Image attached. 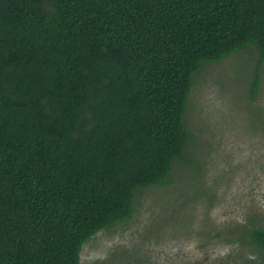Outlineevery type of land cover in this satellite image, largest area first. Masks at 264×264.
Listing matches in <instances>:
<instances>
[{
    "label": "trees",
    "instance_id": "1",
    "mask_svg": "<svg viewBox=\"0 0 264 264\" xmlns=\"http://www.w3.org/2000/svg\"><path fill=\"white\" fill-rule=\"evenodd\" d=\"M249 46L257 70L264 0H0V264H81L138 193L195 171V75ZM231 232L264 264L263 219Z\"/></svg>",
    "mask_w": 264,
    "mask_h": 264
},
{
    "label": "rangeland",
    "instance_id": "2",
    "mask_svg": "<svg viewBox=\"0 0 264 264\" xmlns=\"http://www.w3.org/2000/svg\"><path fill=\"white\" fill-rule=\"evenodd\" d=\"M250 47L195 75L186 110L198 134L195 171L179 165L169 185L138 193L129 219L83 244L81 264L259 262L262 251L243 248L231 232L264 220V61L256 70ZM257 72L258 90L249 98Z\"/></svg>",
    "mask_w": 264,
    "mask_h": 264
}]
</instances>
